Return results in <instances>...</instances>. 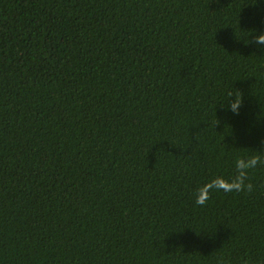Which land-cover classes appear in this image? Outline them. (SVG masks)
<instances>
[{
	"label": "trees",
	"instance_id": "obj_1",
	"mask_svg": "<svg viewBox=\"0 0 264 264\" xmlns=\"http://www.w3.org/2000/svg\"><path fill=\"white\" fill-rule=\"evenodd\" d=\"M258 34L264 0H0V264H264V164L194 197L264 154Z\"/></svg>",
	"mask_w": 264,
	"mask_h": 264
},
{
	"label": "clouds",
	"instance_id": "obj_2",
	"mask_svg": "<svg viewBox=\"0 0 264 264\" xmlns=\"http://www.w3.org/2000/svg\"><path fill=\"white\" fill-rule=\"evenodd\" d=\"M251 42L264 45V34L255 35L254 41ZM233 97H235L234 100L232 99ZM227 102V108L232 112L239 114V109L243 104L242 94L238 91L236 94L229 93V99ZM261 164H264V154L261 153L247 159H237L235 164L236 172L232 178L226 179L223 176H217L196 190L194 194L196 204L200 206L206 205L207 201L211 198V193L213 191H223L225 193L244 191L252 192L253 185L247 182L249 179L248 172Z\"/></svg>",
	"mask_w": 264,
	"mask_h": 264
}]
</instances>
